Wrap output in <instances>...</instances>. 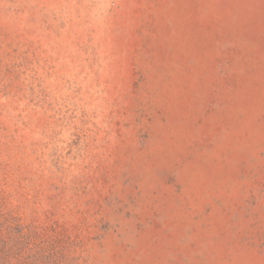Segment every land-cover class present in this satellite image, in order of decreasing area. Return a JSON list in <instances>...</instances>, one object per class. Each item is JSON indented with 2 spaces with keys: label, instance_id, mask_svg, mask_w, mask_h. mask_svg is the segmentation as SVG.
Listing matches in <instances>:
<instances>
[{
  "label": "rangeland",
  "instance_id": "374dc122",
  "mask_svg": "<svg viewBox=\"0 0 264 264\" xmlns=\"http://www.w3.org/2000/svg\"><path fill=\"white\" fill-rule=\"evenodd\" d=\"M0 264H264V0H0Z\"/></svg>",
  "mask_w": 264,
  "mask_h": 264
}]
</instances>
